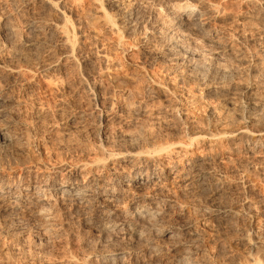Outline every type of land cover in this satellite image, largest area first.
Segmentation results:
<instances>
[{"label": "bare ground", "instance_id": "obj_1", "mask_svg": "<svg viewBox=\"0 0 264 264\" xmlns=\"http://www.w3.org/2000/svg\"><path fill=\"white\" fill-rule=\"evenodd\" d=\"M30 1L31 0H22L21 4H23V6H28ZM33 1L36 2L41 7L43 12L46 10H49V11L52 10L53 12H54V10L58 11V13H59V16L57 15L58 19L55 16V18H54L55 20L53 19L49 22L46 20L47 22L46 21L44 22L45 25L44 24H42V25L45 26L44 31L46 32V34H48L50 36L59 35V42L58 43H59L60 47L66 48L68 45V41H69V38H67L63 35L64 32H66V28H67V27H65V25H67V21L65 18V10H67V9H65V8H67L66 5L64 7V6H60L61 5L60 4L59 7H57L56 1H53V0H33ZM138 1L139 0H125V1H123V0H107V4L111 7V9L113 8V10L115 11V15H114L115 17H113L112 14L107 15L108 31L110 32L109 35L112 34V35H114V37H116L115 41L113 42L115 46L112 45L114 48L117 47V48L121 49L123 47L122 45H124V44H122L123 38L125 37V39H126V37L128 38L129 36H132L136 33V30L138 28L137 27L138 19H136V17L134 15L138 14V11H139V9L137 11V8L140 7V4ZM141 1L146 3L148 0H141ZM151 1H154V4L156 3L155 6L159 10L162 11L163 18L161 20H159L158 19L159 18L158 13L157 14L155 13V15H158V17L157 18H156V16L152 17V18H156V19H151V20H153V21H151L150 20L151 17H148L147 14L145 13L148 10L147 9V10L143 11L144 12L143 14H146V15H143L142 18L139 16V18H140L139 20L141 21V24L142 25L144 24L147 27V29H148L147 31L149 32L150 35H152V37H154L155 35H158V34L161 35L164 30H167V32H168L167 35H170L169 37L172 38L173 42H168V44H167L166 43L167 41H164L165 39L164 40L161 39L159 44L162 46L163 49L161 50L160 48L157 47L161 51L156 52L157 50L156 51L149 50L148 52H145L146 58H152V59L158 60V62H160L162 60L164 61L165 59H169L171 62L173 61V62H176L179 64L181 62V60L179 62V59L174 58V57H177L178 54H177V56H173V52H174L173 50L177 46V42H175L174 40H176V39L178 40L180 36L181 37L184 36L185 38H187V40H190V43L193 46L196 47V45H198L199 43H202L203 44L202 46L206 47V48L203 47L206 50L201 48V50H204V52H206L204 58L207 57L206 59L211 62V65L215 69V71H214L215 76L210 77L208 80L203 79L200 75H196L194 78L195 80L192 81L195 83V85L194 84L193 85L196 86L195 88L198 90L199 94L203 98H206V99L212 98L213 99V98H215V96L217 94L222 93L226 89H228L227 92L225 93L226 97L224 96L225 99H223L222 104L225 105L227 108H229V107L231 108V106L233 105V103L235 101L234 96H235L236 90H240L241 94L244 93L246 95H252L257 89H259V87L264 86V14H261V16H257L258 19H256V20H255V18L253 19V17L251 18V17H247L246 15H243V17L239 18V21L236 20L238 22L237 23L234 21V18L231 15V11L233 12V10H231L229 13L226 4H224L226 0H151ZM249 1L254 2L255 0H248V2ZM243 2H244V0H243ZM14 3H15V0H14ZM229 3H230V1H229ZM103 4H104V2H103ZM141 6H143V5H141ZM40 7H38V9H40ZM152 7H154V5ZM251 7H252V5L250 6V8ZM253 7H254V5H253ZM28 8H30V6H28ZM230 8H231V6H230ZM252 9H254V8H252ZM262 9H264V8H262ZM94 10H93V12H95ZM143 10H144V8H143ZM248 10H249V14H251L250 9H248ZM91 11H89V12L91 13ZM99 11H102V10H99ZM153 11L157 12L156 8ZM254 11H252V12H254ZM147 12H149V11H147ZM234 12H235V10H234ZM262 12H263V10H262ZM48 13H47V15H44L43 17L48 16ZM149 13L151 14V12H149ZM254 13H256V12H254ZM52 14H55V12ZM68 14H70V13H68ZM151 15H149V16H151ZM94 16H96V15H94ZM94 16H92V18ZM37 17H38V15H37ZM97 18H98V16H97ZM113 18H115V21ZM41 19H39V20L42 22ZM8 20H10V19H8ZM8 20L4 21L1 24L2 25L1 27L4 31L3 36H5L4 40H10L12 42H18L19 40H21L19 38L24 37L25 35L21 36L20 33L18 35H16L15 31H17V30H14L11 27ZM39 20H37V18H36V20L30 19V21L27 23V27H28L27 31H28V34H30V37L21 41V43H23L22 46L25 47L27 50L28 49L29 50L35 49V51H36V48H38L39 45L42 44L43 41H45V40H42L43 38L41 40H39V36L42 35V34H40L41 29H40L39 22H38ZM43 20H44V18H43ZM98 21H99V19H98ZM212 23L213 24L216 23L219 25L223 24L220 26H223L224 31L220 32L218 29L212 28V26H211ZM235 23H237V24H235ZM103 25H104V23H103ZM165 25L166 26L169 25V29L166 28ZM229 25H231V26H229ZM68 27H70V26H68ZM77 27H79V26H77ZM70 28H69V30H72ZM232 29H234L236 31L238 30V31L235 32ZM143 30L145 31V32H143V34L145 33V35H146V30L145 29H143ZM138 32H139V30H138ZM70 33H71V31H70ZM164 33L166 34V32H164ZM234 33H235V35H234ZM43 34H44V32H43ZM19 35L21 37H18ZM94 35H95V33L93 34V36ZM105 36H107V35H105ZM165 37H166V35H165ZM91 38H93L92 42L94 41L93 42L94 47H93V45H91L92 49H91V51L89 49L90 52L88 51V53H90V56H86V57H88L85 61L87 63L86 65L91 64V62L93 60H95V61L97 60L99 62H102L103 68H104V66H106V68H107V66H109V58L111 57V55H110V57H108L106 49H105V48H107V47H105L106 46L105 43L102 44V42L100 40V36H98V35L91 37ZM44 39H46V37ZM102 39H105V38L103 37ZM109 39H111V38H109ZM150 39L147 38V40H150ZM88 40H89V38H88ZM169 40H171V39H168V41ZM179 40H181V39H179ZM102 41H104V40H102ZM186 41L185 42L183 41V43H186ZM153 42H155V41H153ZM80 43L77 45H80ZM163 43H165V45H163ZM106 44H107V42H106ZM149 44H151V43H149ZM178 44H179V42H178ZM89 45H88V47H89ZM45 46H46V44H45ZM200 46H201V44H200ZM198 47H199V45H198ZM198 47H196V48H198ZM186 48H187V46H186ZM149 49H151V48H149ZM155 49L156 48H154V50ZM81 50L83 51L84 47ZM107 50H109V49H107ZM194 50H195V48H194ZM59 51H60V49H59ZM69 51L66 50L65 53L62 54L63 57H65L67 60H69L71 57H73V52H69ZM121 51H124V50L121 49ZM176 51H178V49H176ZM181 51H183V49ZM184 52H186V51H184ZM184 52H182V53H184ZM187 52H188V50H187ZM204 52H203V54H204ZM179 53H181V52H179ZM201 53H202V51H201ZM184 54H186V53H184ZM196 54L197 55H195L193 53L191 55V53H190L189 57L191 58L190 59L191 61L197 62V60L199 61V58L200 59L203 58V57H201L202 54H199V55H198V53H196ZM83 55H84V53H83ZM143 55H144V52H143ZM60 56H61V54H60ZM76 56H78V55L76 54ZM186 56H187V54H186ZM182 57H184V56H182ZM0 58H2V57L0 56ZM3 58L5 59L7 57L3 56ZM24 58L25 57H23L22 59H24ZM29 58H30V56H29ZM17 59H18V57H17ZM18 60H20V59H18ZM35 60H34V63H35ZM56 60H57V58H56ZM78 60H82V59L79 58ZM112 60H110V61H112ZM169 60H168V63H169ZM17 61H16V66L19 65V63L17 64ZM73 61L74 60H72V62ZM163 61H162V63H163ZM11 62H12L11 59H5L4 61L2 59V61H0V69H1V71L3 70V72L6 71L7 73H9L8 75H10L12 78H14L15 76H18L19 69H18V67L13 66ZM14 62H15V60H14ZM37 62H38V60H37ZM47 62L48 63L41 64L42 71H48V70L51 71V69L55 68V66H56L55 62H51L50 60H48ZM63 62H65V60ZM99 62H97V63H99ZM188 62H189V60H188ZM20 63H22V62H20ZM181 63H180V66H181ZM222 63H225V64H223L224 67L221 69H218L217 65L222 64ZM164 64H165V62H164ZM191 64H192V62H191ZM197 64H199V63L197 62L194 65H197ZM91 65H93V64H91ZM98 65H100V64H98ZM112 65H114V64H112ZM28 66H30V65H28ZM116 66H118V65H116ZM162 66H164V65H162ZM166 66H164L163 68H165ZM186 66H187V64H186ZM98 67H101V65ZM175 67H177V66H175ZM33 68L30 70H33ZM56 68H57V66H56ZM84 68H86V67H84ZM163 68H161V69H163ZM194 68H195V66H193V67L190 65L187 66L185 74L189 73V76H192L193 74H191V73H192ZM91 69H92V67H91ZM108 69H110V68H108ZM174 69H176V68H174ZM200 69H201V67H200ZM37 70L35 69V71H37ZM39 70H40V68H39ZM53 70H55V69H53ZM99 70L101 71V69H99ZM104 70H105V68H104ZM237 70H239V72ZM52 71H51V73H52ZM181 71L183 73L184 70H181ZM169 72L172 73L173 71L171 70ZM20 73H21V71H20ZM29 73H27L28 76H29ZM204 73L206 74V72H204ZM85 75H87V74H85ZM167 75L169 76V74H167ZM182 75H180V76H182ZM22 76H24V74ZM22 76H21V79L23 78ZM175 76H172V77L175 78ZM186 76H185V78H186ZM33 77H34V75H33ZM170 77H171V75H170ZM243 77H245L244 79L247 78V80L244 81ZM31 78H32V75H31ZM86 78H87V76H86ZM185 78L183 76L180 77L178 79V83H181V84L184 83L185 84L186 83ZM255 78H258V80ZM167 79H169V77ZM224 79H230L231 80V82L228 85L229 86L228 88L224 87ZM5 80H4V82H5ZM23 80H27V79H23ZM173 80L176 81L177 79H173ZM240 80H243L244 82L241 83V82H239ZM13 81H15V79L12 80V82ZM147 81H148V79H147ZM189 81H191V80H189ZM29 82H30V80H29ZM150 82H152V81H150ZM155 82L156 83H153V84L149 83L150 85H147V87L145 88V91H144L145 92L144 96H145L147 102L154 101V103H155V101L157 100V102L159 104L163 105V106H161V108L158 107V108H160V112H162V114L164 112L166 115V118H164V120L166 119V121L163 122L164 123V124H162L163 126L161 127L159 119H157L159 121V124H156V120L153 118L155 120L154 121L155 123H152V124H155V126H157V128H156L158 130L157 132L149 134V133H147V131H146L147 129H146L145 130V132L147 133L146 134V133H144V129L146 127L145 128L143 127V130H141L142 129L141 128L140 129L141 131L139 132V134H128V133H125V131L117 132L116 139L119 140V142H116L114 144H110L111 142L109 143V140L104 139L105 138L104 137L103 139L100 140V144L98 147L94 148L95 147L94 146L93 147L94 149H90L89 152L87 151L86 152L87 154L82 159H79L76 163H73V164L63 163V164L48 165V166L46 164H43V165H40L38 167H35V166L24 165L22 162H17L19 167H20V170H22V172H23V175L21 177H18L17 179H14L13 177L9 176L5 171L2 170V168L0 169V233H1L0 238L3 235L4 238L11 240V242H16V244H18L17 242H24V244H25V242L30 241L32 243L31 247L36 250L37 245H38L37 243H41V242L48 243V241H51L54 238H56L59 233L66 234L67 232H71V233L75 234L76 236H77V234H79L80 235L79 237L82 238V239L80 238L81 242L83 241V243H82L83 245L81 244V247L83 246V249H85L86 246H88V244H90V245L94 244L95 245V248L92 249V251L87 249L89 252L90 251L91 252L87 256L85 255L86 258L89 259L91 264H97V263H99V264H264V199L263 200L261 199V201H259V202L258 201L252 202V201L244 200V201H241V203H240V201L237 202V200H236V202L233 201L234 202L233 204L228 203L227 200L231 196L229 194V190L231 192L232 187L230 189V186L229 187L227 186V183L224 179V173L225 172H223V170H226V172H227V169H224V168L222 169L221 168L222 166H219V165H221V163L225 164V159H224L225 157L229 158L228 160H230V156H232V155L233 156L237 155L236 156L237 158H235V159L233 158L234 164L231 161L232 165H234V167H235L233 169H235L236 171H238L240 168L242 169V167H245L246 169L250 170L252 168L253 169L256 168V166H260V165L264 166V116L261 119L262 121H260V120L255 121V119H254V121L250 120V121L245 122V123L243 122L244 123L243 125H240L239 127L235 128V129H233V127H232V128H230V130L223 129L224 127L222 128L221 127L222 125L221 126L216 125L218 127L215 126V129L213 131L211 130L212 132H209L208 131L209 129L205 128V126H207V123H206V125L204 123V125H205L204 127L201 126L202 125L201 124L200 125L201 128H199L197 130V132H194L191 130L192 128L190 129L189 126L183 125L184 123L188 124L190 122V120L193 119V118L190 119V117L188 115L189 112H190V115L192 113L190 110H189L188 114L186 113L188 110L187 105L190 102V101H188V96L186 98H183L181 96H177V98L174 97L175 99H177V104L174 103L176 101H173L174 106L171 108L170 107L167 108V105H168L167 104L168 103L167 93L169 92L168 89L169 88L171 89V87L168 88V86H170V85H168V86L164 85L166 83L161 84V82L160 83L157 81H155ZM0 83H3V81ZM18 83L21 84L20 81ZM15 84H16V82H15ZM27 84H30V83H27ZM55 84H57V83L55 82ZM1 85H0V87H1L0 88V149H1L0 153L3 152L2 150L5 151V149L7 147L12 146L14 144V142H16V141L18 142V140H19L18 136H17V138H16V135H15V137L11 136V132L14 129V126H16L15 123H17L16 122L17 119H15V118L17 116H19V118H20V116L22 115V114L19 115L20 113L17 114L16 117H15L16 114L13 115L14 113L12 112V110L14 111L13 108L15 106H18V103L16 102V99H14L13 95L11 96L13 98L8 97L7 90L2 88L3 86H1ZM20 86H19V88H20ZM142 86H144V85H142ZM25 87H27V86H25ZM183 87H186V86H183ZM190 88L186 87V92H187V89H190ZM19 90H21V89H19ZM171 90H174V89L172 88ZM12 91H13V89H12ZM21 91H23V90H21ZM175 91L177 94L178 90H175ZM187 93H186V95H187ZM255 93L257 95V92H255ZM142 94H143V91H142ZM189 94L191 95V92ZM168 96H170V94ZM194 97H196V96H194ZM249 97H251V96H249ZM141 99H142V96H141ZM251 99H250V101L252 102V100H253V102H254L253 104L258 106L259 108H264V102L263 101L261 102V101H258L259 99H257V100L256 99L251 100ZM17 100H19V99H17ZM20 100H22V99H20ZM23 100H22V102L25 103L24 101H26V100H24V101ZM105 100H106V98H105ZM109 100H110V98H109ZM238 100H240V99L238 98ZM28 101H29V99H28ZM28 101L25 104H27ZM212 101H215V100H212ZM33 102H34V100L31 103H33ZM103 103H105V102H103ZM215 103H216V101H215ZM235 103H236V101H235ZM106 104H104V105H106ZM192 104H194V103H192ZM197 104H199V103H197ZM209 104H210V102H209ZM214 104H212V106ZM217 104H218V102H217ZM236 104H238V103H236ZM40 105L41 104H39V106ZM145 105H146L145 103H143V104L140 103V106H141L140 108H142L140 110L142 111V113L140 110H139L140 112L137 111V109H136V111L133 110V112H132V110H130L131 114H129L130 112H128L129 116L121 117L120 114L117 115L118 113H121V112H119V110L121 109L120 108L118 110V113L111 115V117H113L116 121L118 120L119 123L121 124L120 126H122V124L125 125L126 123H133L134 124L137 121L139 116L145 117V115L147 116V114L149 115L152 113V112L151 113L149 112L150 108L148 109L149 111L147 110V112H146V110H144ZM148 105H149V103H148ZM169 105H170V103H169ZM172 105L173 104H171L170 106H172ZM255 105H254V107H255ZM24 106L26 107V105H24ZM28 106H29V103H28ZM107 106L109 107V105H107ZM32 107H29V109H28V107H26V109L29 110V114L31 111L30 108H32ZM43 107H45V106H42V107L40 106L41 109H43ZM103 107L106 108V106H103ZM145 107L148 108L147 105ZM17 108H19V107H17ZM152 108H153V106H152ZM154 108L156 109V106ZM186 108H187V110H186ZM219 108H221V107H219ZM23 109H25V108H23ZM106 109H108V108H106ZM117 109H116V111H117ZM189 109H190V107H189ZM28 110L25 111L26 112L25 117H27ZM35 110H36V107H35ZM223 110H224V108H223ZM75 111H76V113L73 115L72 120H77L78 118H80V119L84 118L85 119L84 115H86V113L84 111H81V110H78V111L75 110ZM155 111H158V110H155ZM19 112H20V110H19ZM32 112H34V109L32 110ZM229 112L230 111H228V113ZM42 113H43V111H42ZM45 113H46V111H45ZM107 113H108V111H107ZM109 113H110V111H109ZM155 113H157V112H155ZM214 113H215V108H210L208 110L207 117L209 119H212L214 116ZM226 113H227V111H226ZM110 114H112V113H110ZM125 114H127V113H125ZM153 114H151V115H153ZM34 115L38 118V111H36ZM42 115L44 116V114H42ZM32 116H30L31 119L33 118ZM43 116H41V118ZM45 116H47V115H45ZM157 116H159L158 113H157ZM160 116H161V114H160ZM240 116H241V114H240ZM36 117H34L35 120L33 119L35 124L37 121ZM128 117H129V119H128ZM163 117H165V116H163ZM237 117H235V119ZM241 117H243V116H241ZM149 118H147V119H149ZM155 118H159V117H155ZM196 118L197 117H195V121H196ZM258 118H260V117L258 116ZM22 119H23V116H22ZM22 119H19V120L21 121ZM42 119L44 121V117ZM45 119H47V118L45 117ZM214 119L216 121L219 118H217V119L214 118ZM19 120H17V121H19ZM24 120L26 121V119H24ZM24 120H22V121H24ZM144 120H146V117L144 118ZM203 120H206V119H204V117H203ZM236 120H234V121H236ZM28 121H29V118L27 119V122ZM38 121L42 122V120H39V119H38ZM108 121H109V119H108ZM108 121H107V123H108ZM112 121L111 122L109 121V123H112ZM151 121H152V119L148 123L150 124ZM193 121H194V119H193ZM215 121H213V122H215ZM238 121H239V119H238ZM242 121H243V119H242ZM242 121H239V122H241V124H242ZM31 122H32V124H34L32 120H31ZM192 122L190 124H192ZM197 122H198V120H197ZM239 122H236V123H239ZM24 123L23 124L26 125V127H27L28 123H26V122H24ZM76 123H78V122H76ZM98 123H100V121H98ZM115 123H117V122H115ZM146 123H147V121H146ZM148 123H147V125H148ZM196 123H195V125H197ZM201 123H202V121H201ZM32 124H30V123L28 124L29 129H30V127H32V126H30ZM102 124H103V122L100 125H102ZM198 124H199V122H198ZM43 125H45V124H43ZM43 125H41V126H43ZM117 125H118V123H117ZM193 125H194V123H193ZM213 125H214V123H213ZM232 125H233V123H232ZM226 126H227V123H226ZM226 126H225V128H228ZM34 127L35 126H33V128H32L33 131H35L34 129L36 128V127L35 128ZM96 127L97 128H95V127L93 128L95 134H98L99 137H103V136H100V134H103V131H105L104 129H106L107 127L104 129H102L101 126H100V128H98V126H96ZM195 127L197 128V126H195ZM29 129L27 128V130H29ZM153 129H155V128H152V130ZM212 129H213V127H212ZM79 130H81V129H79ZM86 130H88V129H86ZM148 130H149V127H148ZM13 131H15V130H13ZM30 131L31 130H29V132ZM43 132H44V130H43ZM141 132H143V133H141ZM36 133H38V131ZM41 133H42V131H41ZM12 137L16 138V139L14 140ZM99 137H98V140H99ZM107 137H108V135H106V138ZM110 137H108V138H110ZM113 137H115V136H113ZM112 139H114V138H112ZM223 145H225V148L224 149L222 148L224 150L223 154H221L219 151L218 152L220 154L217 153V148L220 146H223ZM203 146H206V148L203 149L204 151H202V150L199 151L198 148H201ZM69 148H70V146H69ZM208 149H210L211 151H209ZM193 150L199 151V153L195 154L193 152ZM206 150H207V152H205ZM18 152H20V151H17V153ZM7 156H8V154H7ZM216 165H218L221 169H219V168L216 169L215 168ZM226 165H228V164H226ZM228 167H226V168H228ZM263 168H261V169L263 170ZM230 169H231V167H230ZM244 171L246 172L247 170H243V171H241V173ZM252 171H254V170H252ZM232 172H233V170H231V173ZM249 172H248V174L253 173V172H251V173H249ZM255 172H254V175L258 176L257 174H255ZM262 173H264V171ZM258 174H259V172H258ZM225 175L228 176L229 174L225 173ZM229 176H231V175H229ZM236 177H239V176L236 175ZM229 178L231 179V177H229ZM232 179H233V177H232ZM238 180H240V179H238ZM243 180H244V178H243ZM230 183L231 182H229V184ZM235 184H236V182H235ZM244 184H246V183H244ZM236 186H238V185L236 184L235 187ZM236 188H238V187H236ZM235 190H237V189H235ZM238 191H239V189H238ZM248 192H251V191H248ZM249 194H251V193H249ZM248 197H249V195H248ZM262 197L263 196H261V198ZM243 198H242V200H243ZM259 198H260V196H259ZM249 199H250V197L248 198V200ZM204 228L206 229V231H207V229H208V231H210L208 233H210V234L212 233V237H213L212 240L214 239L215 240L214 242H219V243H221V241L224 239V236H225L224 232L227 231V233L228 232L233 233L234 237H233V243L232 244H235L236 247H239V249H238L239 252L237 254H226L225 257L223 258V261H222L221 249H216V251L214 250L216 248L215 246H218V244L217 245L212 244L210 246L209 244H207V242H205V239L203 236L205 234V233L203 234V232L205 230ZM228 236H230V235H227V238H228ZM71 237H72V235H71ZM230 237L232 238V236H230ZM57 238H59V237H57ZM65 239H67V237ZM77 240L80 241L79 239L76 238V241ZM209 241H210V239H209ZM30 242H29V245H30ZM58 242H60V241H57V243ZM8 243H10V242L8 241ZM50 243L47 245L49 246ZM42 244H44V243H42ZM29 245H27V250H28V248L32 250V248L28 247ZM47 245L44 244V246H47ZM77 245H78V242H77ZM11 246L12 247H10V246H8V247H10L11 249L13 248L14 252L16 250H18V249H16V247L13 244ZM18 246H20V245H18ZM212 246H214V248ZM220 246H221V244H220ZM224 246L225 245L223 243V247ZM229 246H231V245H229ZM25 247H26V245H25ZM92 247H93V245H92ZM18 248L21 249V247H18ZM77 248L80 249V247H77ZM79 249H78V251H79ZM222 249H224L223 251H225V248H222ZM233 249L235 250V248H233ZM23 250H24V248H23ZM44 250H45V247H44ZM87 250H85V251L87 252ZM231 250H232V248H231ZM234 250H233V252H235ZM10 251L12 252V250H10ZM41 251L42 252H40V253L43 254L44 253L43 250H41ZM81 251L84 252L83 250H81ZM30 252L33 253L32 251H30ZM230 252H232V251H230ZM230 252H228V253H230ZM236 252H237V250H236ZM38 253H36V254H38ZM224 253H226V252H224ZM81 254L82 253L80 252V255ZM15 255H18V253ZM21 256H24V254ZM85 256L83 255L82 257L85 258ZM45 257H47V256H45ZM27 258H28V261L25 262L26 264H27V262H29V259L34 260L35 256L33 254H29L27 256ZM219 258L221 259L220 263L218 261ZM73 259H75V258H72V260ZM127 259L130 260V262L128 261L129 263H127ZM24 260H25V258H24ZM75 260L77 261V259H75ZM75 260H73V261H75ZM79 260H81V259H79ZM37 261H39V260L37 259ZM76 261H75V263H76ZM38 263H35V264H38Z\"/></svg>", "mask_w": 264, "mask_h": 264}, {"label": "rangeland", "instance_id": "obj_2", "mask_svg": "<svg viewBox=\"0 0 264 264\" xmlns=\"http://www.w3.org/2000/svg\"><path fill=\"white\" fill-rule=\"evenodd\" d=\"M21 1L22 0H15V3H14V0H0V41H1L0 42V53L2 52L0 54V56L2 57V58H0V61H2V59H3V61L5 59H11L12 60V62H11L12 65L15 66V67H18V69H19L18 76H15L14 78H12L10 75H8L9 73H7L6 71L3 72V70L1 71V69H0V71H1L0 72V82L3 81V83H4V84L3 83H0V85L2 84L1 85V86H3L2 88H4V89L7 90L8 97H10V98H13L14 97V99H16V102L18 103V106H15L13 108L14 111L12 110V112L14 113L13 115L16 114L15 117L19 113H20L19 115H21V114L22 115L20 116V118H19V116H17L18 118L16 117L15 119H17V120L22 119V116H23V119L22 120L26 119V121L25 120L24 121H22V120L20 121L19 120L21 123L16 120L17 123H15L16 126H14V129H13L15 131L12 130V132H11V136H14L15 137V135H16V138L18 136V138H19L18 142L17 141L14 142V144L12 146H10L11 148L10 147H7L8 148V149L6 148L7 150L4 148L6 152L4 150H2L3 152L0 153V159H1L0 160V169L2 168L3 171H5L9 176L13 177L14 179H17L18 177H21L23 175V172H22V170H20V167H19V165H18L17 162H22L24 165L35 166V167H38V166L43 165V164H46L47 166L48 165H58V164H63V163L73 164V163H76L79 159H82L87 154L86 153L87 151L89 152L90 149H94V148L98 147L99 144H100V140L103 139L104 137H105L104 139L109 140V143L111 142L110 144H114L116 142H119V140L116 139L117 132H120V131L123 132V131H125V133H128V134H139V132L141 130H143V127L144 128L146 127L144 129V133H146L145 132L146 129H147L146 130L147 133H149V134H152V133L157 132L158 131L156 129L157 126H155V124H152V123H155L154 121L156 120V124H159V121H160L161 127L163 126L162 125V124H164L163 122L166 121V119L164 120V118H166L165 113L163 112V114H164L163 115L162 112H160V108L163 105L159 104L157 102V100L155 101V103H154V101L147 102V100H146V98L144 96L145 95V92L144 91H145V88L147 87V85L156 83L155 81H157L159 83L161 82V84L166 83L164 85H166V86L170 85V86H168V88L171 87V89L172 88L174 89V90H171L170 88L168 89L169 92L167 93V98H168L167 108L173 107L174 106V103L177 104V99H175L174 97L177 98V96H181L183 98H186L188 96V101H190V102L187 105L188 110L186 108V110H187L186 113L188 114V112L190 110L192 113L190 115V112H189L188 115H189L190 119L193 118L194 121L192 119V120H190V122L188 124H185L184 123L183 125L184 126H189L190 129L192 128L191 130L194 131V132H197V130L199 128H201V126L204 127L206 125V123H207V126L208 127L205 126V128L206 129L208 128L209 129L208 131L209 132H212L215 129V126L216 125H218V126H221L222 125L221 127L222 128L224 127L223 129L230 130V128L233 127V129H235V128L239 127L240 125H243L245 122H248L250 120H253L254 121V119H255V121H257V120L262 121L261 119L264 116V108H259L258 106H256L255 104H253L254 102H253L252 99H256V100L259 99L258 101H261V102L263 101L264 102V89H263L264 86L263 87H259V89H257L255 91V92H257V95H256L255 92L252 95H246L244 93L241 94L240 90H236V93L237 94L235 93L234 99H235L236 103H238V104H236L235 101H234V103H233L234 106L232 105L233 107L231 106V108L230 107L227 108L225 105L222 104L223 99H225V97H226V94L225 93L227 92L228 89H226L224 92H222L223 94L222 93L217 94L215 96V98H213V99L212 98L211 99L203 98L199 94L198 90L195 88L196 86H194L195 83L192 82L193 80H195L194 79L195 76L196 75H200L205 80H208L210 77L215 76V74H214L215 73L214 72L215 69L211 65V62L206 59L207 57L204 58L205 57V53H206V52H204V50H206L204 48H206V47L205 46H202L203 45L202 43H199L198 44L199 47H198V45H196V47L199 48L198 49L195 46H193L190 43V40H187V38H185L184 36L183 37H181V36L179 37V39H181V40H179V39L178 40L177 39L174 40L175 42H177V46L173 50L174 51L173 52V56H177V54H178V56L180 58L178 56H177L178 58L177 57H174V58L179 59V62L181 60V62H182V63L180 62L181 63V66H180V63L178 64V63L173 62V61L171 62L169 59H165L164 61L162 60L163 61V63H162V61L158 62V60H155V59H152V58H146L145 57V52H148L149 50H151V51H156L157 50L156 52H159V51H161L163 49L162 46L159 44L160 41H161V39H163V40L165 39L164 41H167L166 42L167 44H168V42H173L172 41V38L169 37L170 35H167V33H168L167 30H164L161 35L158 34L159 36L158 35H155V36L153 35L154 37H152V35H150L149 32L147 31L148 30L147 27L144 24L142 25L141 24V21L139 20L140 19L139 16L142 18V16L143 15H146V14H147L148 17H151L150 20L151 19H156L158 17V15H159V18H158L159 20H161L163 18L162 11L159 10L155 6L156 3L154 4V1L148 0L146 3L142 2L141 0L138 1L139 4H140V7L137 8V11H138V9H139V11H138V14L134 15L136 17V19H138V21H137V27L138 28H137L136 33L134 35L129 36L128 38L126 37V39H125V37L123 38L122 44H124V45H122L123 47L121 49H123L124 51H121L120 48H117V47L114 48L113 47V46H115L113 42L115 41L116 37H114V35H112V34L109 35L110 32L108 31L107 15L112 14L113 17H115L114 16L115 15V11L113 10V8L111 9V7L107 4V0H53V1H56V3H57L56 6L57 7H59L60 4H61L60 6H64V7L66 5L67 8H65V9L68 10V11L65 10V18H66V21H67V25H65V27H67L68 29L66 28V32H64V34H63L65 37L69 38L68 45H67L66 48L65 47H60V45L58 43L59 42V35H57V36L56 35L55 36H50V35L46 34V32L44 31L45 30V26H44L45 23L44 22L46 20L48 22L51 21V20H53L55 18V16L58 19V17H57V15L59 16L58 11L54 10L55 14H52V13H54L52 10H50L51 12L49 10H46L47 12L46 11L43 12V10L41 9V7L36 2H34L33 0L30 1L29 5H28V6H30V8H28V6H23V4H21ZM123 1H125V0H123ZM229 1H230V3H229ZM103 2H104V4H103ZM247 2H248V0H244V2H243V0L242 1L241 0H226L225 1L224 4H226V6L228 8V12L230 13V11L233 10V12L231 11V15L233 16L235 22L239 21V18L240 17H243V15H246L247 17H251V18L253 17V19L255 18V20H256V19H258L257 16H261V14H264V9H262V8H264V0H255L254 2L249 1L250 2V3L248 2L249 4ZM141 5H143V6H141ZM153 5H154V7H152ZM251 5H252V7L250 8ZM253 5H254V7H253ZM230 6H231V8H230ZM38 7H40V9H38ZM143 8H144V10H143ZM155 8H156V11L157 12L153 11V10H155ZM252 8H254V9H252ZM92 9L95 12H93ZM248 9H250V11H251L250 13L251 14H249V10ZM99 10H102V11H99ZM145 10L151 12L152 15L149 12H147V11L145 12L146 14H143L144 13L143 11H145ZM234 10H235L236 13L234 12ZM262 10H263V12H262ZM89 11H91V13ZM252 11L256 12L257 14L254 13V12H252ZM47 13H48V16L43 17L44 15H47ZM68 13H70V14H68ZM155 13L156 14L158 13V15H155ZM37 15H38V17H37ZM94 15H96V16H94ZM149 15H151V16H149ZM92 16H94V17L92 18ZM97 16H98V18H97ZM155 16H156V18H152V17H155ZM36 18H37V20H39V19L42 18L41 19L42 22L40 20L38 21L39 22L40 29H41L40 34H42V35L39 36V40H41L43 38L42 40H45V41H43V43L40 44L38 48H36V51H35V49L34 50H29V49L27 50L25 47L22 46L23 43H21V41L22 40H25L26 38H29L30 37V34H28V31H27V28H28L27 27V23L30 21V19H32V20L35 19L36 20ZM43 18H44V20H43ZM8 19H10V20H8ZM98 19H99V21H98ZM113 19L115 21V18H113ZM7 20L9 22V24L11 25V27L14 30H17V31H15L16 32V35H18L19 33L21 34V36H24L25 35L24 37H21L19 35L18 37H21V38H19L21 40L18 39L19 40L18 42H12L10 40H4V37L5 36H3L4 31H3L2 27H1L2 26L1 24L4 21H7ZM151 21H153V20H151ZM103 23H104L105 26L103 25ZM237 23H235V24H237ZM42 24H44V25H42ZM220 25H223V24H220ZM220 25L219 24H216V23H214V24L212 23L211 24L212 28L218 29L220 32L221 31L223 32L224 31V28H223V26H220ZM68 26H70L71 28L68 27ZM77 26H79V27H77ZM167 26H166V28L169 29V25H167ZM229 26H231V25H229ZM69 28L72 29V30H69ZM143 29L146 30V35H145V33L143 34V32H145ZM138 30H139V32H138ZM232 30L235 31V32L238 31V30L236 31L234 29H232ZM70 31H71V33H70ZM43 32H44V34H43ZM93 32L95 33L94 36H96V35L100 36V40H101L102 44L105 43V45H106L105 47H107L105 49H106V52H107L108 57H110V55H111V57H110L111 59L109 58V66H107V68H106V66H104L105 70L102 67V62H99L97 60L96 61L93 60L91 62V64H93V65H91V64L86 65L87 63L85 62L86 59L88 58L86 56H90V53H88V51H89V49L91 51V49H92V46L91 45H93V47H94V44H93L94 41L92 42L93 38H91V37H94L93 36V34H94ZM164 32H166V34ZM164 34L166 35V37H165ZM105 35H107V36H105ZM234 35H235V33H234ZM45 37H46V39H44ZM103 37L105 39H102ZM88 38H89V40H88ZM109 38H111L112 40L109 39ZM147 38L148 39L151 38V39L150 40H147ZM168 39H171V40L168 41ZM102 40H104L105 42L102 41ZM153 41H155V42H153ZM183 41L184 42L186 41V43H183ZM78 42L79 43L81 42L80 45H77V44H79ZM106 42H107V44H106ZM178 42H179V44H178ZM149 43H151V44H149ZM45 44H46V46H45ZM200 44H201V46H200ZM88 45H89V47H88ZM163 45H165V43H163ZM186 46H187V48H186ZM83 47H84V50L82 51L81 49H83ZM157 47L160 48L161 50H159ZM85 48L86 49L88 48V49L86 50ZM149 48H151V49H149ZM154 48H156V49L154 50ZM194 48H195V50H194ZM201 48L204 49V50H201ZM59 49H60V51H59ZM107 49H109V50L111 49L110 50L111 52L109 50H107ZM176 49H178V51H176ZM182 49H183V51H181ZM66 50H68V51L70 50L69 52H73V57H71L69 60H67L62 55L63 53H65ZM187 50H188L189 53L187 52ZM184 51H186V52H184ZM201 51H202V53H201ZM143 52H144V55H143ZM179 52H181V53H179ZM182 52L186 53L187 56H186V54H184ZM203 52H204V54H203ZM83 53H84L85 56L83 55ZM190 53H191V55L193 53L195 55H197L196 53H198V55L199 54H202V56L201 55L200 56L203 57V58H201V59L199 58V61L197 60V62L199 63V64H197L198 66L197 65H194L197 62H194V61H191L190 60L191 59L189 57L190 56ZM60 54H61V56H60ZM76 54L78 56H76ZM3 56L4 57H7V58L4 59ZM29 56H30V58H29ZM182 56H184V57H182ZM17 57L20 60H18ZM23 57H25L26 59L25 58L22 59ZM56 58H57V60H56ZM79 58L82 59V60H78ZM14 60H15V62H14ZM34 60H35V63H34ZM37 60H38V62H37ZM48 60H50L51 62H55L56 63V66H57V68H56V66H55V68H53L55 70L51 69V71L53 70L52 73H51L50 70H48V71H42V68H41V64L48 63L47 62ZM64 60H65V62H63ZM72 60H74V61L72 62ZM110 60H112V61H110ZM168 60H169V63H168ZM188 60H189V62H188ZM16 61H17V64L19 63L18 66H16ZM20 62H22L23 64L20 63ZM97 62H99V63H97ZM164 62H165V64H164ZM191 62H192V64L193 63L194 64L192 65ZM98 64H100L102 68L101 67H98V66H100ZM112 64H114V65H112ZM186 64H187V66H189V65L192 66V67L195 66V68L193 69V71L191 73V74H193L192 76H189V73H186L185 74L186 68H187ZM223 64H225V63H222V64L217 65V68L218 69L223 68L224 67ZM28 65H30V66H28ZM116 65H118V66H116ZM162 65H164V66L167 65V66L165 68H163L164 66H162ZM175 66H177V67H175ZM84 67H86V68H84ZM91 67H92V69H91ZM200 67H201V69H200ZM32 68H33L34 71L33 70H30ZM39 68H40V70H39ZM108 68H110V69H108ZM161 68H163V69H161ZM174 68H176V69H174ZM35 69L36 70L38 69V70L35 71ZM99 69H101V71ZM180 69L181 70H184L183 73H182V71ZM171 70L173 71L172 73L169 72ZM20 71H21V73H20ZM237 71L239 72V70H237ZM204 72H206V74ZM27 73H29V76H28ZM177 73L178 74L180 73V74L178 75ZM21 74L22 75L24 74V76H22ZM85 74H87V75H85ZM167 74H169V76ZM31 75H32V78H31ZM33 75H34V77H33ZM170 75H171V77H170ZM180 75H182L184 78L187 75L186 78H185L187 84L186 83L185 84L184 83L183 84L178 83V79L180 77H182ZM21 76L23 77L22 79H21ZM86 76H87V78H86ZM172 76H175V78H173ZM168 77H169V79H167ZM244 78L245 77H243V80L244 81L247 80V78L246 79H244ZM14 79H15V81H13L14 82L13 83L12 80H14ZM23 79H27V80H23ZM147 79H148V81H147ZM173 79H177V80L175 81ZM255 79L258 80V78H255ZM4 80H5V82H4ZM29 80H30V82H29ZM189 80H191V81H189ZM243 80H240L239 82L242 83V82H244ZM19 81H20L21 84L18 83ZM150 81H152V82H150ZM15 82H16V84H15ZM55 82L57 84H55ZM230 82H231L230 79H224V87L225 88H228L229 87L228 85H229ZM27 83H30V84H27ZM142 85H144V86H142ZM19 86H20V88H19ZM25 86H27V87H25ZM183 86H186L187 88H190L191 87L190 89H187V92L189 91L188 93L186 92V87H183ZM12 89H13V91H12ZM19 89H21L23 91H21ZM175 90H178V92L179 93L181 92V93L179 94L177 92V94H176V91ZM142 91H143V94H142ZM190 92H191V95L192 96L189 94ZM186 93H187V95H186ZM169 94H170V96H168ZM12 95H13V97H11ZM141 96H142V99H141ZM194 96H196V97H194ZM249 96H251V97H249ZM105 98H106V100H105ZM109 98H110V100H109ZM238 98L240 100H238ZM249 98L250 99L252 98L251 99L252 102L250 101ZM17 99H19V100H17ZM20 99L26 100V101L23 100L25 103L29 99V101H28L29 106H28V103L25 104ZM32 99L34 100L33 103H31L33 101ZM212 100H215L216 103H215V101H212ZM173 101H176V102L173 103ZM103 102H105V103H103ZM191 102L194 103V104H192ZM209 102H210V104H209ZM217 102H218L219 105L217 104ZM140 103L141 104L145 103L147 105L148 108L145 107L146 105L144 106V110H146V112L150 108L149 109L150 111L149 110L148 111L150 113L152 112L151 114L154 113L155 115L154 114L153 115L149 114L150 116L148 114H147V116L145 115L146 120H144L145 117L139 116L138 119H137V121H136L137 123L136 122L134 124L133 123H126L125 125L122 124V126H120L121 124L119 123L118 120L116 121L113 117H111V115L117 114L118 113V110L120 108H121L120 109L121 111L119 110V112H121L123 115L121 113H118L117 115L120 114L121 117L129 116L128 115V112H130L129 114H131V111L130 110H132V112H133V110L136 111V109H137V111H139L140 109H142V108H140L141 107L140 106ZM148 103H149V105H148ZM169 103H170V105L171 104H173V105L170 106ZM197 103H199V104H197ZM39 104H41L40 105L41 107L42 106H45V107H43V109H41L40 106H39ZM101 104L103 106H106V108H108V109H106L105 107H103ZM104 104H106V105H104ZM212 104H214V105L212 106ZM24 105H26V107H28V109H29V107H32V106L34 107L35 106L36 107V110H35V107L34 108L33 107L30 108L31 111H30V114H29V110L26 109V107ZM107 105H109V107ZM254 105H255V107H254ZM152 106H153V108L156 106V109L155 108L153 109ZM188 106L190 107V109H189ZM218 106L221 107V108H219ZM17 107H19V108H17ZM158 107H160V108H158ZM23 108H25L26 110L23 109ZM210 108H215V113H214V116H213L212 119H209L207 117L208 110ZM223 108H224V110H223ZM33 109H34V112H32ZM74 109L77 110V111L78 110L84 111L86 113V115H84L85 119L84 118H82V119L78 118L77 120H72L73 115L76 113V111ZM116 109H117V111H116ZM19 110H20V112H19ZM27 110H28L27 117H25V115H26L25 114L26 113L25 111H27ZM155 110H158V111H155ZM36 111H38V118L34 115ZM42 111H43V113H42ZM45 111H46V113H45ZM107 111H108V113H107ZM109 111L112 114H110ZM226 111H227V113H226ZM228 111H230V112L228 113ZM155 112H157L159 116H157V113H155ZM125 113H127V114H125ZM141 113H142V111H141ZM42 114H44V116ZM160 114H161V116H160ZM240 114L243 117H241ZM45 115H47V116H45ZM30 116H32L33 118L31 119ZM41 116L44 117V121L42 119L43 117L41 118ZM163 116H165V117H163ZM258 116L260 118H258ZM34 117L37 118L36 124L34 123V120H35ZM45 117L47 119H45ZM149 117L152 119V121L150 122V124L152 126L148 123L151 120ZM155 117H159V118H155ZM195 117L198 118V119L196 118V121H195ZM203 117L206 120H203ZM235 117H237L239 119V121H242V119H243L242 124H241V122L238 121L237 118H236L237 119L236 120ZM28 118H29V121L27 122V119ZM147 118H149L150 120L147 119ZM214 118H216V119L219 118V119H217L218 121L217 120L215 121ZM246 118L247 119L249 118V119L247 120ZM38 119L39 120H42V122L40 121L41 122L40 123L38 121ZM108 119H109L110 122L113 120L112 123H109ZM128 119H129V117H128ZM157 119H159V121ZM31 120L33 121V123L35 125L32 124ZM106 120L108 121V123H107ZM197 120H198L199 124H198ZM234 120H236V121H234ZM98 121H100V123H98ZM114 121L117 122L118 125ZM146 121H147V123H148L149 126L147 125ZM201 121H202V123H201ZM213 121H215V122H213ZM22 122L23 123L26 122L28 124L30 123V124H32V125H30L32 127H30V129H29V125L27 124V127H26V125H24L25 123L23 124ZM76 122H78V123H76ZM102 122H103V124L100 125ZM191 122H192V124H190ZM236 122H239V123H236ZM193 123H194V125H193ZM195 123L197 125H195ZM204 123H205V125H204ZM213 123H214V125H213ZM226 123H227V126H226ZM232 123H233V125H232ZM43 124H45V125H43ZM41 125H43V126H41ZM95 125L98 126V128H100V126H101L102 129H104V128L107 127L106 129H104L105 131H103V134H100V136H103V137H99L98 134H95L94 129H93L94 127L97 128ZM33 126L36 127V128L34 127L35 128L34 129L35 131H33V129H32ZM123 126L124 127L126 126V127L124 128ZM147 126L149 127V130L150 129L152 130V128H155V129H153L152 131L151 130L149 131ZM195 126H197V128ZM211 126L213 127V129H212ZM218 126H216V127H218ZM225 126L228 127V128H225ZM42 127L43 128L45 127V128L43 129ZM27 128L29 130H31V131L29 132V130H27ZM42 129L44 130V132H43ZM79 129H81V130H79ZM86 129H88L89 131L86 130ZM37 131H38V133H36ZM41 131H42V133H41ZM141 133H143V132H141ZM106 135H108V137H110L111 135L112 136L110 138H108V137L106 138ZM113 136H115V137H113ZM98 137H99V140H98ZM16 138H13V139L15 140ZM112 138H114V139H112ZM69 146H70V148H69ZM201 148H198L199 151H201V150L204 151L203 149H205L206 146H203ZM218 148H217V153L220 152L221 154H223V151H224L223 149L225 148V145L220 146ZM208 150L211 151L210 149H208ZM17 151H20V152L17 153ZM199 151L193 150V152L195 154L196 153L198 154ZM205 152H207V150ZM7 154H8V156H7ZM236 156L237 155L230 156V160H228L229 158H226L225 157L224 158L225 159V164L224 163H221V165H219V166H222L221 167L222 169L223 168L224 169H227V172H226V170H223V172H225L226 174L231 175V176H229V175L227 176L224 173V179H225V181L227 183V186L228 187L230 186V189L232 187V189H231L232 191L230 192V190H229V194L231 196L227 200L228 203L233 204L234 202H236V200H237V202L240 201V203H241V201H244V200L252 201V202H255V201H258L259 202V201H261V199L263 200L264 199V180H263L264 179V177H263L264 176V173H262V172L264 171V168H263L264 166L263 165L256 166V168L250 169L251 171L249 169H246L245 167H242V169L240 168L238 171H236L235 169H233V168H235L234 165H232L233 158L234 159L237 158ZM231 161H232V163H231ZM226 164H228V165H226ZM219 166L216 165L215 168L216 169H218V168L221 169ZM226 167H228L229 169L231 167V169L229 170ZM261 168H263V170ZM231 170H233L232 173H231ZM243 170H247V171L246 172L244 171V172L241 173V171H243ZM252 170H254V171H252ZM248 172L249 173L253 172V173L248 174ZM254 172L258 176L254 175ZM258 172H259V174H258ZM236 175L239 176V177H236ZM229 177H231V179ZM232 177H233V179H232ZM256 177L257 178L259 177V178L257 179ZM237 178L240 179V180H238ZM243 178H244V180H243ZM227 180L229 182H231V183L229 184V182ZM234 181L238 185V186H236L238 188L235 187L236 184H235ZM244 183H246V184H244ZM235 189H237V190H235ZM238 189H239V191H238ZM248 191H251V192H248ZM249 193H251V194H249ZM248 195L250 197L249 200H248V198H249ZM259 196H260V198H259ZM261 196H263V197L261 198ZM242 198H243V200H242ZM208 232H210V231H208V229H207V231L205 229L204 232H203V234L205 233L203 235L204 236V239H205V242H207V244H209L210 246L212 244L213 245H217L218 244V246H215L216 248L214 250L216 251V249H221V253H222L221 259H222V261H223V258L225 257L226 254H237L239 252V250H238L239 247H236L235 244H232L233 243V237H234L233 236V233H229L228 232L229 233L228 234L227 231L224 232V235L225 236H224V239L222 240L223 242L221 241V243H219V242H214L215 240L214 239L212 240V238H213L212 237V233L210 234ZM62 234L63 233H59L57 235V237H59V238H57V237L54 238L53 239L54 241L51 240V241H48V243H46V242L37 243L38 244L37 245V249H36L37 251L31 247L32 243L30 241H29L30 242V245H29V242H25V244H24V242H17L18 244H16V242H11V240H8L7 238H4V236L2 235L1 238H0V264H26L25 262L28 261L27 256L29 254H33L35 256V259L34 260L29 259V262H27V264H29V263L30 264H35V263H38V262H39L38 264H72L73 262H74L73 264H76V263L77 264H91V262L89 261V259L86 258V256L92 251V249L95 248V245L94 244H91V245L88 244V246H86V248L84 247L85 249H83V246L81 247V244L83 243V241L81 242V240H80L81 237H79L80 236L79 234H77V236L79 238L75 234H73L71 232H67L66 234H63L64 236ZM0 235H1V233H0ZM71 235H72V237H71ZM227 235L232 236V238L230 236H228V238H227ZM64 237L65 238L67 237V239H65ZM76 238L79 239L80 241H78V240L76 241ZM209 239H210L211 242L209 241ZM7 240L10 243H8ZM57 241H60V242H58L59 244L57 243ZM77 242H78V245H77ZM42 243H44L45 245H47V244L50 243V245L49 246L48 245L47 246H44V244H42ZM223 243H224V245L226 247L225 246L223 247ZM12 244L16 247V249H18L15 252H14V249L13 248L12 249L10 248V247H12L11 246ZM73 244L74 245L76 244L77 246L76 245L74 246ZM220 244H221V246H220ZM18 245H20V246H18ZM25 245H26V247H25ZM27 245H29L28 247L32 248V250L29 249V248L27 250ZM92 245H93V247H92ZM229 245H231L232 247L229 246ZM8 246H10V247H8ZM17 246L18 247H21L22 250L20 248H18ZM44 247H45V250H44ZM77 247H80V249L77 248ZM212 247L214 248V246H212ZM23 248H24V250H23ZM222 248H225V251H223L224 249H222ZM231 248H232V250H231ZM233 248H235V250ZM78 249H79V251H78ZM87 249L88 250H91V251L89 252ZM10 250H12V252ZM29 250L32 251L33 253H31ZM41 250H43V252H44L43 254L40 253V252H42ZM81 250H83L84 252H82ZM85 250H87V252ZM233 250L235 252H233ZM236 250H237V252H236ZM230 251H232V252H230ZM80 252L82 253L81 255H80ZM224 252H226V253H224ZM228 252H230V253H228ZM17 253H18V255H15ZM36 253H38V254H36ZM23 254H24V256H21ZM83 255L84 256L86 255L85 258L82 257ZM45 256H47V257H45ZM24 258H25V260H24ZM72 258L77 259L78 262L75 259H73V260L76 261V263H75V261H73ZM37 259L39 261H37ZM79 259H81L82 261L79 260ZM221 259L219 258V260H218L219 263L221 262ZM128 261L130 262V260L127 259V263H129ZM97 264H99V263H97Z\"/></svg>", "mask_w": 264, "mask_h": 264}]
</instances>
